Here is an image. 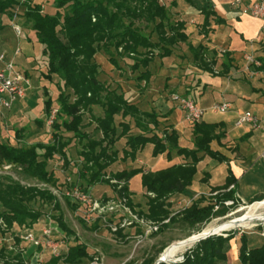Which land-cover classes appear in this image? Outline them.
I'll list each match as a JSON object with an SVG mask.
<instances>
[{"label": "trees", "instance_id": "16d2710c", "mask_svg": "<svg viewBox=\"0 0 264 264\" xmlns=\"http://www.w3.org/2000/svg\"><path fill=\"white\" fill-rule=\"evenodd\" d=\"M50 1L54 6L53 13L43 12V4L32 0L22 2L0 0V14L11 17L12 9H23L19 16L26 27L33 32L35 40L31 41L28 36L25 39L30 40L31 43L35 42L36 47H40L39 52L45 56L44 77L47 80H53L54 76L58 79L55 83L56 107H53V99L49 92L44 91L46 99L43 120L48 119L51 111L56 109L50 124L51 141L27 143L22 141L23 129L17 130L15 144L0 141V166L18 165L21 167V173L27 178L56 186L57 179L48 169V162L55 154H59L68 165L65 149L71 140L77 138L79 141H86L79 152L82 163L78 177L81 179L80 185L83 191L99 183L108 184L116 189V185L110 184V179L124 181L118 192L127 198L128 206L133 208L136 204L131 200L128 183L134 175L140 174L146 196V209L139 208L138 213L156 222L168 219L159 230L169 224L181 222L191 231L199 232L210 218L223 215L226 211L224 207L219 211L213 209L219 202L235 196L232 188L227 189L231 180L213 188L211 192L217 191L214 195H199L187 208L173 216H170L169 210L171 196L185 194L191 186L196 173V164L201 158L199 154L216 156L210 149V143L220 137L221 133L216 132L219 123H193V149L181 147L176 130L164 128L160 133L156 132L160 124L156 112L140 111L134 104L124 100L123 92L119 87L113 88L98 78L101 71L95 61V55L105 54L109 63L116 69L121 68L119 64L121 59H130L132 61L129 65L130 70L137 72L135 79L139 82L142 80L147 82L150 77L148 66L156 50L160 56H167L172 53L174 47L185 43L196 66L212 75L220 76L228 73L229 52H221L224 58L221 62V70H214L217 52L209 50L206 45L194 46L188 41L184 22L172 17L173 2L166 5L163 0ZM201 11L204 14L203 26H209V16L213 15L210 5L201 8ZM214 20L220 22L218 18ZM207 34L208 29L204 30V35ZM94 105L102 110L100 116L94 117L95 130L100 133L97 139L89 138L81 130L84 111L91 113ZM43 120L36 118L35 122L41 127ZM131 123L139 131L137 134L130 133ZM67 133L71 136L65 137ZM122 137H126L123 160L134 161L136 154L147 144H151L153 155L167 153L169 156L175 152L183 161L156 171H145L140 167H134L129 170L108 172L119 160L115 144ZM64 199L71 209H76V204H72L66 197ZM36 200L59 210L57 198L49 189L25 186L13 180L10 175H0V219L6 227L0 229L1 236L10 230L13 224L26 227L29 222V227L32 228L40 219L47 223L51 218L67 236L72 238V243L69 242L65 254L48 257L42 264H84V260L89 264L91 256L87 246L79 241L61 214L44 213L40 208H34L31 203ZM120 232L119 230L117 234ZM232 238L233 236L208 237L185 252L182 261L171 264H217L218 261L220 264H232L227 263L226 260V253L230 248L229 241ZM14 239V244L20 242L18 236ZM238 242V264H264V243L260 247L247 248V238L244 235L238 238ZM15 250L14 256L11 257L14 248H0L2 264H21L24 258H29L33 253L28 247L27 255L24 256L20 249ZM37 250L41 252L40 249ZM155 259L156 256L147 254L139 264H153Z\"/></svg>", "mask_w": 264, "mask_h": 264}, {"label": "rangeland", "instance_id": "374dc122", "mask_svg": "<svg viewBox=\"0 0 264 264\" xmlns=\"http://www.w3.org/2000/svg\"><path fill=\"white\" fill-rule=\"evenodd\" d=\"M22 2L23 0H18ZM25 1V0H24ZM35 3L43 4V12L53 13L54 6L50 0H32ZM163 2L166 5H170L171 2L174 3V5L171 6V10L173 12V19L177 20L178 18H181V13L183 9H189V4L185 0H163ZM185 17H187L185 15ZM188 20V17H187ZM190 20V19H189ZM188 20V21H189ZM16 25L20 29V36H17L14 32L13 26ZM2 26V27H1ZM0 29H3V33L5 30V33L9 34V42L14 45V49L16 50V44L22 36H27L29 34L28 28L23 23L21 18L17 19H11L10 17L6 15H0ZM8 42V43H9ZM9 43V44H10ZM185 45L181 44L179 50H177L178 53H184L185 52ZM158 50L155 51V53ZM20 55L17 57V60H14V69L22 66L25 69H27L28 78L30 81V90L26 93V98L23 103L16 107V110L12 111L9 115H4L0 117V141H6L11 144H15L17 142V138L15 137V129L20 128L23 124H26L27 131H25V135L23 137L24 142L27 143H33V142H42V143H48L51 141V128L50 124L47 122V119H44L43 116V107H44V100L46 99V95L43 93L42 85L45 86V88L48 90L49 94L51 95L53 99V107H56L55 97L57 96V89L55 83L57 82V77H53L52 82L46 81L42 79L41 73H43L46 70V60L45 56L43 54H38L35 57H31L26 59L25 56L22 54V51L20 49ZM24 57V58H23ZM25 61V64L23 63ZM95 61L100 66V74L98 78L101 81H105L107 84H109L111 87H115V84L118 81H125L124 86L125 88H128L129 85L126 80L121 78L123 77H129L130 68L129 65L132 63L130 59L124 58L120 60V69L121 72L117 71V69H114L111 64L108 62V57L103 53H97L95 55ZM24 64V65H23ZM151 70H162L164 69L165 72L162 76H160L157 87L160 86V92L164 93V89H162V81L166 77L169 79L170 76L177 77L178 79V86H176L175 89H172L170 92H165L161 97V99H164L167 101L171 98L172 94H181V96H188L191 99L196 101V95L197 92H199V89H197V86L204 87V91L201 94L202 100H198V103L200 106H204V103L213 93V95H216V92L219 94L220 92H225V94L233 98L234 101L232 104L233 108H250L246 105L245 102H243L244 98H247V95L251 93V86L244 81H247V77L241 73V68L239 69V75L240 80H235L233 78V81L230 85V87L225 88L224 83H220L218 78L212 77V75H200V77H197V73L193 71L192 64L189 59H178L173 57L158 59L156 58L153 63L150 65ZM162 68V69H161ZM125 73V74H124ZM26 74V75H27ZM25 75V73H24ZM25 75V76H26ZM120 75V78H119ZM234 77V76H232ZM26 78V77H25ZM238 78V77H236ZM199 80V82L197 81ZM244 80V81H243ZM176 81V78H175ZM253 82V81H252ZM176 83V82H174ZM168 85V84H167ZM179 86H183L182 88ZM196 91V93H194ZM28 98V99H27ZM217 98V95H216ZM72 99V98H71ZM205 99V100H204ZM202 101V102H201ZM102 114V110L99 106L94 105L91 108V113L84 111L83 121L81 125V130L88 135L89 138L97 139L100 137V133H98L95 130L96 122L94 117H98ZM223 114L217 113L213 114L211 112H205L202 118L207 120H217L221 118ZM38 118L44 121L43 125L41 127H38L36 123L34 122V119ZM160 124L158 129H156L157 133H160L162 129L167 128L168 126L163 120H159ZM183 125H180L176 128L177 134H179V140L178 143L181 147H191L192 145V134L190 132L191 125L187 123L183 117H181ZM131 134H137L138 130L132 126L130 130ZM71 134L67 133L65 134V137H70ZM125 141L126 137L120 138L116 144L115 148L118 151V157L119 160H117L108 170V172H115L120 170H129L134 167H140L145 171H156L163 168H166L176 162H182V157H177V154L175 152H172L169 156L167 153H162L158 155H153V147L151 144H147L144 149L136 154V159L134 161H131L129 159L123 160V149L125 148ZM85 140L79 141L77 138L71 140L69 145L65 149L66 156L69 160V164L66 165L61 158L59 154H55L52 159L48 162V169L51 170L54 174V176L57 179L56 186H52L50 183L45 182H39L36 179L33 178H27L21 173V167L15 164H9L11 167L8 169H4L3 167L7 164L0 166V175H10L13 180L19 181L21 184L25 186H33L38 188H47L52 189L53 191L56 190L57 187H59V190H61L65 185L69 187V185L73 184H79L81 183V179L78 177V171L81 168L82 158L79 155V152L83 149V144L85 143ZM41 159V158H39ZM66 183V184H65ZM83 186V185H82ZM81 187V185H80ZM129 192L131 194V200L133 201L135 205L136 210L142 209L145 210V202H146V196L145 192L143 190V187L141 185L140 180V174L134 175L130 182L128 183ZM90 191L92 194L96 196H106L111 195L113 193L112 186L104 183L95 184L90 187ZM198 188L190 190V194L187 192L183 195L174 194L171 196V199L173 202L171 203V207L169 208L170 216H173L180 211H182L185 208H182L184 206V202L182 200L184 199H190L194 196H198L200 193ZM208 191V190H207ZM56 197V196H55ZM233 196L230 199L224 200L221 203L219 202L214 206L213 211H219L224 207L226 210L223 215L214 216L207 221V223L204 224L202 227H206L209 224L213 223H223L228 220H233L235 218H238L240 215H242L247 208L254 204V202H259L264 200L260 199L251 203L242 204L236 199V197ZM57 202L59 204V210H55L51 208L50 205L43 203L40 200H36L31 203V205L34 208H40L44 211V213H51L53 215L61 214L66 224L73 230L75 235L78 237L79 241L82 242L87 246L88 252L90 255L94 252V249H99L100 252L103 255V262L102 264H139L143 257L147 254H152L153 256H156V259L160 256V254L165 251L169 246L172 244L179 242L181 240H184L191 235L197 233L191 231L189 227L186 225H183L181 222L172 223L169 224L167 227L152 233L150 236H148L145 240H143L140 244H138L134 248V239H132V236L135 235V233H138V228H130L125 234L120 232V234H111V232L101 226L100 224L93 223V224H87L79 221V216L77 213V210L71 209L64 199L63 196L56 197ZM180 201V203H177V201ZM215 201H213L214 203ZM226 202H230L225 204ZM139 205V206H138ZM187 208V207H186ZM260 211H263L261 208ZM51 217V215H50ZM51 219V218H50ZM52 220V219H51ZM41 221V219H40ZM29 223V222H28ZM24 228H30L28 224ZM42 225L43 222H41ZM95 226L96 228H93ZM19 227V226H18ZM17 228V232H19V235L22 233L23 228ZM202 229V230H203ZM201 230V231H202ZM200 232V231H199ZM222 234H215L209 236V238L219 237L222 238H228V236H233V238L229 241L230 248L228 249L226 253V260L227 263L232 264H238V238L240 236H246L247 238V248H254V247H260L264 243V222L263 220H259L257 224L250 228H235L226 230L224 232H221ZM126 235L130 236V238H126ZM12 236V237H11ZM57 234H53V237H57ZM0 238H2L0 233ZM4 238V237H3ZM208 238V237H207ZM206 238V239H207ZM72 239V238H71ZM69 239V241H71ZM205 239L201 240L204 241ZM2 243L6 244L7 247L10 246L11 248H14L13 253L11 254V257L14 256V253L16 252L15 249H25L27 251V245L24 243H15V239L13 234L12 235H6V238L3 240H0ZM0 242V243H1ZM200 242V241H199ZM199 242H195L194 244L185 247L176 257L178 259L181 255H183L185 252H187L189 249H192L196 247ZM72 243V242H71ZM27 253V252H26ZM43 259L48 258V251L42 250L41 251ZM27 255V254H25ZM155 259V260H156ZM84 264H87L88 261L84 260ZM155 262V261H154ZM178 260H176L174 263H177ZM180 262V261H179ZM154 264V263H153ZM171 264V263H166ZM217 264H220V261L217 262Z\"/></svg>", "mask_w": 264, "mask_h": 264}, {"label": "crops", "instance_id": "0c3cea01", "mask_svg": "<svg viewBox=\"0 0 264 264\" xmlns=\"http://www.w3.org/2000/svg\"><path fill=\"white\" fill-rule=\"evenodd\" d=\"M190 1V3L187 2L189 4V9H183L182 11H180L181 18L177 19L184 22L185 33L188 35V41L191 42L194 46L199 44L206 45L209 50H215L217 52V63L213 66V69L216 71L221 70V62L224 60L221 52H229L227 61L229 62L230 67L228 73L220 76L212 75L211 73L202 70L193 63L192 55L188 50L186 44L181 43L186 47L184 53L177 52L181 45L179 44L173 48L170 55L160 56L159 54H157V52L154 54V58L148 66L150 77L147 82L145 80H142L140 82L137 81L135 79L137 76V72H132L130 70L128 75L129 77L121 76V78L128 82V88H125L126 85L124 86L125 81H118L115 84V87H119V90L123 92V98L126 102L134 104L140 111L156 112L158 114V119L165 121L164 124L168 126L167 128L169 130H176L178 126L184 124L181 121L183 113L178 107V104L172 101L171 98L165 101L164 99H161V96L166 91L170 92L172 89H175L176 86H178L179 81L177 77L170 76L169 79L165 77L162 81V89H164V93L160 92V86L157 87L156 85L160 76L164 74L165 70L162 68V70L159 71L151 70L150 65L155 61L156 58H160L163 60L164 58L174 56L178 59H189L192 67L194 68V73L196 72L198 74L197 77L207 74L212 75V77L218 78L221 84L224 83L225 88H228L230 87L233 78H235V80H240L239 69L243 63L242 57L245 52L252 51L255 53V55L264 57V27L259 19L253 18L241 12L244 7L245 1L239 5H233L232 0ZM207 5H210V11L213 13V15L209 16V26L204 27V14L201 11V8H204ZM11 11L13 13L10 17L11 19L21 18L19 14L22 13L23 9H12ZM0 15L8 16L7 14ZM185 15L188 17V20L190 19L189 21L187 20V17H185ZM215 18H218L220 22H215ZM207 29L208 34L207 36H205L204 30ZM28 31L29 34L27 36L31 39V41H34L35 39L33 32L29 29ZM25 37L26 36L24 35L22 36V38H20V40H18L16 44L17 48L15 50V44H11L9 42V34L5 33V30L3 33V29H0V54L3 55L2 60H0V70L3 69L5 64L8 62H12L14 67V60L16 61L17 57L20 55V49L22 51V54L25 56V58L23 57L25 61H27L26 59L28 58L35 57L40 54V47H36L35 42L31 43V41L25 39ZM25 61L23 62L24 64ZM112 67L114 68V66ZM14 70L20 73L24 78L26 77V80L22 81L25 95L23 98L14 100L9 109L2 108L4 115H9L12 111L16 110V107L20 106L23 101H25V98L27 96L26 93L30 90V81L27 77V69L19 66ZM45 71L41 73L42 79L52 82V80H47L44 77ZM117 71L120 74L121 69H117ZM24 73L25 75H27L25 76ZM197 81L199 82V80ZM244 82L251 86V93L247 95V98L243 99V102H245L248 107H251V109H241L236 107L233 108V98L228 97L225 92H220L219 94L216 92V98V95L214 96L212 93L213 91L211 92L212 95L204 103H202L204 104V106L202 107L199 105L197 99L199 98V100H202L201 94L203 93L202 91H204V87H201V83L200 86H197L199 92H197L195 103L199 107L205 109L204 113L207 111L213 113L209 110V107L213 103L221 101L230 102L231 108L225 113H220L223 114V116H221V118L217 120H207L201 117V119L198 121L206 123H219L216 132H220L221 134L219 139H213L210 143V149L216 155L215 157L203 153L199 154L201 158L196 164V173L193 177L191 186L187 190L189 194L191 188H198L199 191L197 192L200 193L199 195H214L217 193V191L211 192L213 188L220 187L225 184L227 180H231L232 182L227 189H233L234 195L240 203L247 204L264 197V137L259 130L252 129L248 125L236 126L234 124L237 115L243 111H251L257 117L264 119V83L260 80V78L247 79V81ZM180 87L181 86H179V88ZM42 89L43 93L44 91H48L44 85H42ZM194 93H196V91ZM190 125V132L192 134L193 124ZM132 126L133 124L131 123V127ZM20 129H23V131H21L24 132L23 135H25V131H27L26 124H23L20 128L15 129V137L16 131ZM186 148L193 149V134L192 145L191 147ZM177 157L180 158L179 155H177ZM41 222L43 221L39 220L32 227L35 232L39 231V228L42 225ZM16 227L19 228L20 226L18 227V225L13 224L10 230L3 233L0 240L5 239L6 235L13 234L14 237L18 236L19 232H17L18 229H16ZM1 228L2 227H0V229ZM21 228L24 229V227ZM121 232L125 234L127 231ZM126 238H130V236L126 235ZM2 242L0 243V248L6 247L7 245ZM27 247L29 251H34L35 249L31 246ZM66 252L67 250L61 252L59 256H62ZM51 256L52 255H50L48 252V257ZM47 259L48 258L43 259L42 257L43 262H45ZM61 261L62 259L60 260V263Z\"/></svg>", "mask_w": 264, "mask_h": 264}, {"label": "built area", "instance_id": "2783aa9c", "mask_svg": "<svg viewBox=\"0 0 264 264\" xmlns=\"http://www.w3.org/2000/svg\"><path fill=\"white\" fill-rule=\"evenodd\" d=\"M244 3V7L241 10L243 14H247L253 18L259 19L264 27V0H232L233 5H239ZM14 32L17 36H20V29L18 26H13ZM3 55L0 54V60ZM243 63L241 65V73L248 79L260 78L264 83V57L255 55L254 52H245L243 54ZM26 80L20 73L16 72L12 62L5 64L4 68L0 70V117L4 116L2 108L9 109L12 102L18 98H23L25 95L24 86L22 81ZM171 100L178 104V107L183 113L184 120L193 124L198 122L205 109L199 107L193 99L180 96L179 94H172ZM231 108V103L228 101H221L213 103L209 110L213 113H225ZM56 109L51 111L50 117L47 122L51 124ZM234 124L236 126L248 125L252 129L259 130L264 137V119L257 117L251 111L240 112ZM11 166L5 165L3 168L8 169ZM108 178V175L106 176ZM66 184V183H65ZM110 184L116 185V189L112 186L113 193L106 196H96L90 191V187H87L86 191L80 187L79 184L65 185L61 190L59 187L56 190L49 191L56 197L63 196L68 198L72 204H76V210L79 218L87 224L97 223L107 228L111 234H116L119 230L125 231L130 228H138V233L132 236L134 239V248L145 240L152 233L159 230L162 224L167 223L168 219L161 222L152 221L146 218L144 215L139 214L135 207L131 208L127 204V198L118 192L124 185V181H118L116 179H110ZM198 196H194L190 199L182 200L184 206L188 207L194 199ZM173 200H171V203ZM177 203H180L178 200ZM230 203L226 202L225 204ZM43 224L39 228V231L35 232L33 228H24L22 233L18 235L20 242L27 246L34 247V251L29 258H24L21 264H42L41 251L47 250L52 256H59L61 252L67 250L69 236H67L55 222L51 219ZM0 225L2 229H5V225L0 219ZM53 232L57 234V237H53ZM6 248L11 249L10 246ZM22 255L26 254V250L21 248ZM89 264H102L103 255L99 249H94ZM183 260V255L178 259ZM0 263L3 262L0 260ZM174 263V262H173Z\"/></svg>", "mask_w": 264, "mask_h": 264}, {"label": "bare ground", "instance_id": "6f19581e", "mask_svg": "<svg viewBox=\"0 0 264 264\" xmlns=\"http://www.w3.org/2000/svg\"><path fill=\"white\" fill-rule=\"evenodd\" d=\"M261 208L263 209V211H260ZM261 219L264 222V200L250 205L247 210L238 218L228 220L223 223L209 224L204 227L202 231L197 232L184 240L172 244L162 254H160V257H162L166 262L176 261V257L178 256V254L185 247H188L197 242L198 237L207 236L212 233H221L226 230L235 228L247 229L255 226L257 222Z\"/></svg>", "mask_w": 264, "mask_h": 264}, {"label": "water", "instance_id": "95a60500", "mask_svg": "<svg viewBox=\"0 0 264 264\" xmlns=\"http://www.w3.org/2000/svg\"><path fill=\"white\" fill-rule=\"evenodd\" d=\"M215 234H222V233H212V234L207 235V236L198 237V238H197V240H198L197 242H199V241H201V240H203V239H206L207 237H209V236H211V235H215ZM163 252H164V251H163ZM163 252H162V253H163ZM162 253H161V254H162ZM173 262H175V261H169V262L167 261V262H166L162 257L159 256V257L155 260L154 264L173 263Z\"/></svg>", "mask_w": 264, "mask_h": 264}]
</instances>
